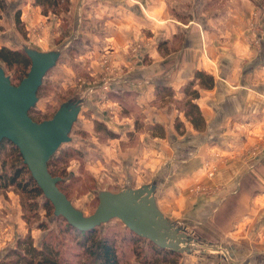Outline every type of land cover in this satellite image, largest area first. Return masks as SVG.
<instances>
[{
	"label": "crops",
	"instance_id": "obj_1",
	"mask_svg": "<svg viewBox=\"0 0 264 264\" xmlns=\"http://www.w3.org/2000/svg\"><path fill=\"white\" fill-rule=\"evenodd\" d=\"M16 3L22 21L33 10L27 27L35 30L41 17L40 6L35 0ZM72 3L73 8L79 3L96 6L90 11L82 8L81 14L98 16L93 27L104 31L96 37L108 45L105 48H110L107 51L117 62L109 99L97 100L103 109L108 104L114 116L107 117L106 111L100 114L94 102L98 118L120 135H138V144L131 151L140 157L141 166L147 167L153 178L165 175L166 171L172 173L174 188L197 184L213 187L212 193L190 198L193 218L190 220L196 224L204 221L215 231H210L211 234L220 233L224 242L229 239L235 242L237 258H229L228 262L264 264V3L261 0H72ZM83 18L75 23L77 32ZM0 26L3 34L0 47L20 49V38L14 33L18 28L15 15L1 17ZM149 39L150 45L145 50L148 61L137 64L127 58L125 45L147 43ZM198 71L212 75L213 85H202L196 76ZM191 81L194 83L188 94L186 86ZM193 89L199 92L197 98H192ZM79 99L82 109L89 105L88 100ZM188 100L198 105L201 118L186 113ZM123 108L125 114L121 113ZM207 163L216 166L212 177L208 175ZM152 184L157 187L156 181L137 187ZM157 204L166 216L165 207H161L159 200ZM210 238L214 240L213 236Z\"/></svg>",
	"mask_w": 264,
	"mask_h": 264
},
{
	"label": "rangeland",
	"instance_id": "obj_2",
	"mask_svg": "<svg viewBox=\"0 0 264 264\" xmlns=\"http://www.w3.org/2000/svg\"><path fill=\"white\" fill-rule=\"evenodd\" d=\"M15 1L18 0H7L2 17L6 14L15 15L19 8L17 3L14 4ZM261 1L264 3V0ZM73 4L71 0L67 11L62 9L56 13L50 9L48 14H44L40 6L41 17L35 30L27 27L33 16V10H30L26 20H21L14 32L20 38V49L28 46L42 51L61 52L56 65L43 79V86L32 112L36 120L51 118L66 100L83 98L89 101V105L83 107L73 125L70 141L63 143L54 155L56 159L66 149L72 153L66 162H61L69 172L64 182V190L69 199L85 215H90L99 204L98 193L101 190L118 192L156 181L155 195L161 207H165L166 216L177 226L185 228L191 238L186 239L190 250L182 251L177 264H232L228 259L237 258L235 242L230 239L224 242L220 233L211 234L210 231L213 230L204 221L196 224L190 220L192 216L188 201L203 192L193 191L194 185L172 187V173L166 171L165 175L162 173L153 178L147 167L142 165V168L140 157L131 151L138 144V135H120L105 120L98 118L104 111L107 117L112 119L114 116V111L108 104L103 109L97 100L109 99L110 83L114 81L112 73L117 69V62L107 51L110 48H105L108 45L96 37L99 32L104 31L93 27L98 16L89 12L81 14L82 8L90 11L96 6L93 3H79L78 7L73 8ZM82 16V26L77 32L75 23L80 22ZM2 37L0 26V42ZM149 45L150 39L147 43L138 41L127 44L124 46L128 49L125 55L129 60H136L137 64H141L142 60L148 61L145 50ZM0 64L12 81L18 84L23 74L20 67L9 68L3 62ZM94 102L101 111L99 115L96 113L98 110L95 111L92 106ZM125 111L126 108H123L121 113L125 114ZM139 111L138 109V117ZM19 162L8 144L6 151L0 153V173H13ZM22 177L25 181L27 174ZM4 185L0 177V264H27L32 254L24 253L29 246L30 237L37 248H42L43 243H49L59 251L60 258L71 264L96 263L94 256L86 250L92 242L86 240L84 233L71 228L64 218L55 216L54 209L46 202L44 194L36 196L17 185ZM95 236L115 242L120 264H170L161 261L150 241L134 235L118 217L99 226Z\"/></svg>",
	"mask_w": 264,
	"mask_h": 264
},
{
	"label": "water",
	"instance_id": "obj_3",
	"mask_svg": "<svg viewBox=\"0 0 264 264\" xmlns=\"http://www.w3.org/2000/svg\"><path fill=\"white\" fill-rule=\"evenodd\" d=\"M31 59L28 74L14 84L0 64V141L12 140L20 149L24 162L54 205L55 215L64 216L80 230H91L114 217L121 219L131 230L146 236L164 247L189 251L186 239H191L184 228L164 215L155 197L156 185L125 188L118 192L101 190L96 210L85 215L75 207L59 188L60 176L49 171L48 162L67 141L82 110L81 99L63 102L51 118L34 120L29 110L36 105L38 89L46 73L56 65L59 50L42 51L24 47Z\"/></svg>",
	"mask_w": 264,
	"mask_h": 264
},
{
	"label": "trees",
	"instance_id": "obj_4",
	"mask_svg": "<svg viewBox=\"0 0 264 264\" xmlns=\"http://www.w3.org/2000/svg\"><path fill=\"white\" fill-rule=\"evenodd\" d=\"M70 2L71 0H35V4L43 8L44 14H48L50 9H52L56 13H58L62 9L67 11L70 7ZM5 8H6L5 0H0V18L2 17L5 11ZM15 20H16L17 25L21 23V10H18L15 13ZM0 62H3L9 68H14V67L19 68L20 67L19 70L23 72V74L21 75V80L28 74V71L30 70V67H31V59L24 48L23 49H13L8 46L0 47ZM196 76L200 77V80H201L200 83L204 86H212L214 83L213 76L205 72L198 71L196 73ZM193 83L194 82L191 81L186 86V92L188 94H190L189 89L191 88ZM42 86H43V83L38 89V98H39ZM191 94H192V98H197L199 96L198 90L193 89L191 91ZM189 100H192V99L189 98ZM189 100L187 101L186 113L194 114L197 117L201 118L198 105ZM33 110H34V106L29 110V114L34 120H36L32 114ZM8 144L10 145V148L12 149V153H15L17 159L20 162L18 165L15 166L13 173H10V174L5 173V172L0 173L1 182L4 181V184H5L4 187H7L8 185H17L23 191L33 192L36 196H38L39 194H44L43 190L41 189V187L38 185L37 181L33 177L28 165L24 162V158H23L22 153L20 152L19 147L12 140L8 138H4L0 141V153L6 151V146ZM55 154L56 153L53 154V156L50 158L48 162L49 171L53 175L61 177V179L58 182V186L68 196L67 192L64 190L65 188L64 182H65V176L69 175V172L66 171L65 167L61 165V162H66L67 158L72 153L69 151V149H66L62 151L61 154L57 155L56 159L54 157ZM25 174H27V177H26L27 179L24 181L22 176H24ZM46 202L50 204L49 206L55 209L52 201L48 199L47 197H46ZM55 216L62 217L67 221V219L62 215H55ZM104 223L106 222L99 224L98 226H96L94 229H91V230H80L68 222L71 228L77 230L78 232L84 233L87 237L86 240H89V242H92L91 245L86 247V250H88V253L90 255L94 256V261L96 262L95 264H120L118 249L115 245V242L109 238H96L95 236L96 231L98 230L99 226H101ZM131 231L133 232L134 235L138 236L139 238H145L149 240L151 243V246L155 249L156 253L159 254L160 259L163 262H167L170 264H177L178 258L182 256L181 254L182 251L180 250L161 246L155 241H153L152 239L146 236L140 235L134 232L133 230ZM28 244L29 246L27 247L26 252L24 254L25 255L32 254V257L27 261V264H71L69 261H66L60 258L59 251L56 250L51 245H49V243H43L42 248H37L33 244V239L30 237V241ZM24 256H21V258H24ZM171 258L173 259L171 260ZM160 259L158 261H160Z\"/></svg>",
	"mask_w": 264,
	"mask_h": 264
},
{
	"label": "built area",
	"instance_id": "obj_5",
	"mask_svg": "<svg viewBox=\"0 0 264 264\" xmlns=\"http://www.w3.org/2000/svg\"><path fill=\"white\" fill-rule=\"evenodd\" d=\"M207 166L209 167L208 175L210 177L214 176L216 173V166H211L210 163H207ZM193 191L203 192V193H212L213 191H215V189L205 184H197L196 186L193 187Z\"/></svg>",
	"mask_w": 264,
	"mask_h": 264
}]
</instances>
